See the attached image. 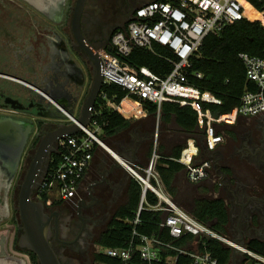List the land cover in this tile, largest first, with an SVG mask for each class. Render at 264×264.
Listing matches in <instances>:
<instances>
[{
	"label": "built area",
	"instance_id": "2783aa9c",
	"mask_svg": "<svg viewBox=\"0 0 264 264\" xmlns=\"http://www.w3.org/2000/svg\"><path fill=\"white\" fill-rule=\"evenodd\" d=\"M259 1L263 3L259 13L264 15V0ZM243 16V0H150L141 3L133 9L127 24L113 31L108 45L96 48V54L101 59L103 83H115L125 89L128 92L126 97H135L132 99L144 110V115L147 109L143 102L155 103L157 114L165 101L191 106L197 112L198 127L204 132L207 148L213 149L221 141V136L214 133L215 123L234 124L239 116H264V56L239 52L247 80L253 81L256 88L246 89L239 105L217 117L212 116L208 109L204 110L202 103L220 104L221 100L190 81L193 77L202 76L200 72H190L189 69L191 57L196 55L204 39L209 34H220L227 25ZM156 46L164 47L172 54V57H165L171 64L166 74L128 62L127 56L134 48L141 47L155 52ZM102 96L105 98V93ZM122 100L119 104L107 101V106L115 105L113 109L124 116L121 112ZM131 116L137 117L135 114ZM99 130L101 127L97 120L90 118L86 126H81L79 132L83 134H65L57 140L56 151L60 158L52 171L45 170L40 175L36 184L37 194L45 192L49 202L77 196L93 156L94 143L103 145L96 133ZM157 136L156 130L153 154L145 166L130 161L124 163L141 187L138 208L131 220V238L124 246L104 248L103 252L126 264H176L179 255L189 256V264H221L206 249L204 238L211 236L227 247H235V255L229 264H245L248 259H252L250 264H264V255L249 248L244 242L234 241L216 232L176 203L156 169ZM199 151L197 140L189 137L176 159L182 165L187 180L192 183L211 176L212 163L208 159H198ZM149 194L157 197V203H149ZM142 210L161 212L158 226L161 231L169 234L170 240L165 241L156 233L138 231ZM187 235L193 238L184 244H177L178 240ZM162 250L170 252L162 256Z\"/></svg>",
	"mask_w": 264,
	"mask_h": 264
},
{
	"label": "flooded vegetation",
	"instance_id": "af4514ba",
	"mask_svg": "<svg viewBox=\"0 0 264 264\" xmlns=\"http://www.w3.org/2000/svg\"><path fill=\"white\" fill-rule=\"evenodd\" d=\"M11 1L15 2V0ZM20 1L26 5L18 6L23 12L20 15L25 19H22V22L18 21L17 25L24 30L28 26L29 30L25 32L27 37L24 40L17 38V42L24 43L28 52L25 58L28 59L31 70L25 73V77L19 72L14 76L27 80L44 91V97L36 89H29L25 85L28 93L24 96V100L17 96L8 97L1 94L2 105L10 107L11 114L0 115L21 119L33 126V131L28 136L14 171L11 170V160L7 156L0 157V190H3L7 200V203L3 201L6 206L0 208L2 216H6L10 203L17 204L19 185L22 182L18 179L20 170L25 165V159L30 156L32 159L42 137H51L61 124L69 123L65 118L48 117L59 113V109L51 106L45 94L50 95L58 105L71 110L73 115L79 114L82 100L86 95L85 89L83 94L79 89L87 86L86 81L90 80L93 71L92 61L79 45L72 29L75 0ZM141 1L85 0L79 19V30L84 41L95 49L108 45L113 31L124 25ZM38 2L41 5H38ZM37 59H40L39 73L34 71ZM18 83L21 85L20 82ZM9 98L11 101H6ZM129 134L130 139H134L137 144L145 145L147 138L145 133L139 135L131 130ZM237 137L241 139L239 143L228 140L218 154L222 158L223 165L229 167L221 181L223 198L227 206L228 230L238 238L252 234L264 235V116H257L241 124ZM33 139L35 145H32ZM124 150L130 151L129 148ZM55 151L56 143L48 150L36 184L42 172L47 170L49 158ZM108 166L115 168L114 173L105 177L104 172L97 169V173H92L93 177L89 181L82 182L75 198L43 202L44 210L51 217L50 242L61 264H65V260L75 264V259L78 260L75 255L90 262L93 261L94 253L100 251V249H92V242L110 219L111 188L113 186L117 188L119 184L118 182L115 185L117 179L122 180L120 184L124 181L123 171L120 172V169L112 163ZM119 174H121L120 178ZM16 207L17 205L12 206L10 217L19 216ZM256 221L261 223L260 230L254 226ZM18 224L17 219L16 230ZM103 224L105 225L102 226Z\"/></svg>",
	"mask_w": 264,
	"mask_h": 264
},
{
	"label": "trees",
	"instance_id": "16d2710c",
	"mask_svg": "<svg viewBox=\"0 0 264 264\" xmlns=\"http://www.w3.org/2000/svg\"><path fill=\"white\" fill-rule=\"evenodd\" d=\"M243 3L244 16L227 25L220 34H209L204 39L196 55L191 57L189 71L200 72L202 76L193 77L190 81L201 90H207L221 100L220 104L202 103V108L204 110L208 109L214 117L227 113L239 105L240 98L246 89L256 88L253 81H247L245 67L238 54L239 52H247L252 55L264 56V15L259 13L263 8V3L259 0H243ZM126 24L127 21L123 26ZM166 56L172 57V54L161 46H156L155 52L136 47L127 56V60L132 65L146 66L154 72L166 74L171 69V64L165 58ZM102 93H105V98ZM127 95L128 92L115 83L102 84L91 114V118L96 119L101 127L103 133L101 140L104 139V133L112 135L128 128L131 125V119L126 117L131 116V114L140 117L144 114L140 105L133 100L136 98L126 97ZM121 100V106H123L121 112L126 117L112 107L107 106V101L119 104ZM143 106L148 111L147 116L150 125L155 123L156 118H158L162 130H167L169 127H166V125L174 123L169 128L174 134L173 137L168 139L164 135L165 131H162L158 138L160 141H158L155 149L158 155L156 169L164 186L183 209L216 232L228 236V213L224 198L207 195L210 188L214 187L209 184L208 180L212 176L197 183L189 182L180 175L183 167L176 161L186 139L189 137L198 139L201 130L198 127L197 112L189 105H182L174 101L163 102L159 114H157L155 103L143 102ZM79 134H83V132H79ZM35 143V139H33L32 145H35ZM151 149L149 147L150 156L153 153ZM59 158L60 154L57 151L52 153L48 161L47 172L55 168ZM140 191L139 183L134 179H130L126 189L127 200L113 209L106 227L96 236L95 241L99 247H121L130 240L133 228L131 220L138 208ZM37 198L45 202L47 195L45 192H38ZM148 201L155 204L157 203V197L149 194ZM160 215V211L142 210L140 215L142 221L137 225L138 231L145 234L156 233L161 239L170 240L169 234L161 231L158 226ZM10 220L11 223L17 221L15 215H12ZM192 238L191 235L184 236L178 240L177 244H184ZM204 239L206 249L211 251L221 264H229L232 254L231 248L224 245L217 238L206 236ZM15 242L16 239L14 238L13 244ZM246 245L264 255V240L249 238ZM3 250H5L4 247ZM19 251L29 257L30 264H38L37 257L33 252L22 249H19ZM168 252L170 250H162L161 254L164 256ZM18 260L19 263L24 261L20 257ZM93 262L98 264H126L119 258L109 256L103 251L94 253ZM189 262V256L179 255L176 264H189Z\"/></svg>",
	"mask_w": 264,
	"mask_h": 264
},
{
	"label": "water",
	"instance_id": "95a60500",
	"mask_svg": "<svg viewBox=\"0 0 264 264\" xmlns=\"http://www.w3.org/2000/svg\"><path fill=\"white\" fill-rule=\"evenodd\" d=\"M84 1L85 0H75L72 15V29L79 41V45L82 46L93 63L89 88L83 99L78 117H75L71 110H67L65 107L58 105L50 95L45 94L51 106L59 109V113L51 114L48 117L65 118L69 120V123L61 124L57 129L58 131L54 132L51 137H42L18 190L16 207L19 215V224L17 226L18 236L16 240L17 246L19 249L33 252L37 257L38 264H61V262L50 242L52 234L50 227L51 217L44 210L43 201L37 199L35 195L36 179L40 174V169L47 157L51 145L56 143L63 135L75 134L80 131L81 126H86L88 124L91 118L92 108L103 84V76L100 68L101 59L96 54L95 47L84 41L79 30V19ZM107 48L110 49V46H107ZM0 75L18 81L29 89H36L44 97V91L40 90L35 85L32 87L29 86L28 83L30 82L27 80L1 72ZM6 101L9 102L11 99H6ZM32 131L33 126L27 124L25 121L6 115H0V157L7 156L11 160L10 164L12 171L16 168L24 145ZM116 154L119 156L118 153ZM122 162L128 163L127 160H122ZM242 239L243 238L238 237L233 238L234 241L240 243H243ZM231 251V257L233 258L236 251L235 247H232Z\"/></svg>",
	"mask_w": 264,
	"mask_h": 264
},
{
	"label": "crops",
	"instance_id": "0c3cea01",
	"mask_svg": "<svg viewBox=\"0 0 264 264\" xmlns=\"http://www.w3.org/2000/svg\"><path fill=\"white\" fill-rule=\"evenodd\" d=\"M37 4L41 5L40 2H38ZM142 111L144 112V110ZM147 115H148V111L146 115L143 114L140 117H135V116L126 117L131 119V125L128 128L112 135H106L104 133V139L102 140L104 144L99 145L97 143H94L93 145V156L83 175L82 182H85V180L89 181V179L93 177L92 173L94 172L97 173L98 171L97 169L102 170L105 176L107 175L109 176L110 173H114L115 168L108 166L111 163L114 166L118 167L120 169V172L123 171L122 172V174L124 175L122 178L124 180L123 183L120 184L122 180L117 179V181L115 182V185L119 182L117 188L113 186L110 190L111 195L109 197V203L111 204V212L113 211V209L117 208L127 200V194H126L127 185L130 179H134L129 169L122 162V160L134 162L139 166H145L151 157L149 154L150 144L148 143L150 136L154 135V132L156 130L158 132L157 138L160 137L162 131L163 132L165 131L164 135L168 137V139L172 138L174 135L173 132H171L169 129L171 127V124L174 125V123H170L168 124V126L166 125V127H169L167 130L164 129L162 130L158 118H156L154 124L150 125ZM255 117L257 116H253V117L239 116L237 122L234 124L215 123L213 126V130L214 133L221 136V141L213 149L207 148L204 139L205 136L203 134L202 135L204 136V138L202 139V136L200 138L202 141L200 139H197L198 141L197 143L200 150L198 159H203V158L208 159L212 163V168H211L212 178L208 179L209 184H211V186H214L210 188V191L208 192V195H211V197H223L224 194H223L221 181L223 179L224 173L229 170V167L223 165L222 158H220L221 156L218 154L222 151L223 147L225 146L228 140H233L234 142H236V144L240 142L241 139L237 137V132L240 129L241 124H238V122L243 121L244 123H246L249 120L254 119ZM173 127L177 128L175 126ZM223 127L225 131L224 129L222 130ZM131 130H134V132L138 133L139 135L144 133L147 135L145 145L144 144L141 145L139 143L137 144L134 139L133 140L130 139L131 136L129 133L131 132ZM157 141L160 140L157 139ZM125 148H129L130 151H125L124 150ZM116 153H118L119 156ZM118 158H120L121 160H119ZM85 175H87L86 179H85ZM180 175H182V177L187 180L183 168L182 171H180ZM120 176L121 174H119V178ZM10 219L9 221H11ZM99 249L103 251L104 248L99 247ZM20 256L21 255L18 256L13 255V257H15L16 260H18Z\"/></svg>",
	"mask_w": 264,
	"mask_h": 264
},
{
	"label": "rangeland",
	"instance_id": "374dc122",
	"mask_svg": "<svg viewBox=\"0 0 264 264\" xmlns=\"http://www.w3.org/2000/svg\"><path fill=\"white\" fill-rule=\"evenodd\" d=\"M146 1H150V0H142L141 3H144ZM15 2L11 1V0H0V72L6 73V74L11 75V76H14V74L19 72V73H21V75L24 76L25 73H27V71L31 70V68H30V66H28L29 65L28 59L25 58V56H26V54H28V52H27V50H25L24 43L17 42V38H22V40H24L27 37L25 32H27V29L29 30V28H28V26H26V29L24 30V28H21L20 26L17 25L18 21L22 22V19H25V18H23L22 15H20V14H23V12H22V10L19 9L18 6L21 4H23V5H25V4L20 0H15ZM141 3H139V4H141ZM120 27H122V26H120ZM120 27H117V28H120ZM30 61H31V59H30ZM35 62H36V65L34 66V71H36V73H39L40 72V70H39L40 59H37V61H35ZM30 65H31V63H30ZM33 75H35L34 72H33ZM91 77H92V74L90 76V80L86 81L85 85H87V86L86 87L83 86L79 89L81 94H83L84 89L86 90L85 93H87V90L89 88V84L91 81ZM25 88L26 87L24 85H22V84L20 85L18 82L0 75V114H4V113L11 114V108L10 107H4L2 105L3 104L2 95L8 96V97L17 96L18 98H23V100H24V96L28 93L27 92L28 89L25 90ZM33 93H34L33 95L36 96V93L35 92H33ZM108 106L115 107V105H108ZM74 115L76 117H78V114H74ZM243 123H244L243 121L238 122V124H243ZM92 129H94V128H92ZM223 129H224V127L222 128V130ZM224 131H225V129H224ZM96 133H97V136L99 138L103 137V133L101 130L96 131ZM202 134L204 135V132L201 129V132H199V135H198V139H200L201 136H202V139L204 138V136ZM200 140H199V142H200ZM154 142H155V137H154V135H151L149 140H148V143L150 144L152 151L154 150ZM32 154H33V151H32ZM30 159H31V156L27 157L25 159V165L20 170L21 174H20V177L18 179L19 182H21L22 179L24 178L25 172L29 166ZM107 176H105V177H107ZM185 186H187V185H185ZM0 189H1V187H0ZM221 192H222V190H221ZM36 193L37 192L35 190V195L37 196ZM16 194H17V192H16ZM207 195H208V193H207ZM209 196H211V195H209ZM4 200H5V202L7 201L5 194L3 193V190L2 191L0 190V208L1 209L6 206L5 202L3 203ZM16 205L17 204H15V203L14 204L10 203V205L8 206L9 209L6 212V216L0 215V264H22L23 262H24V264H30L29 257L26 254L19 251V248L17 246V242H15V244H13V239L15 238L17 240L18 230H16V225H15L16 222L11 223V221H9V219L12 218L9 215L12 214V206H16ZM16 219L19 220V216H17ZM259 221H256V223H254L255 224L254 226L258 230H260V226H261V223H260L261 221L260 222ZM104 225L105 224H103L102 226H104ZM227 234H228L229 238L237 237L236 235H233L231 233H227ZM249 238H259V239L264 240V235L252 234L250 236H245L242 239L244 244H246V242ZM95 240H96V238H94L92 245H91L93 250L99 249ZM3 247L5 248L6 251L3 250ZM13 255L14 256L21 255L20 257L24 261L22 263H19V260H16L15 257H13ZM78 256L79 255H75V258H78V260L75 259V264H98L97 262L86 261L85 258L78 257ZM64 262H65V264H71V262L70 261L68 262V260H65ZM251 262H252V259H248V260H246L245 264H250ZM72 264H73V262H72Z\"/></svg>",
	"mask_w": 264,
	"mask_h": 264
},
{
	"label": "bare ground",
	"instance_id": "6f19581e",
	"mask_svg": "<svg viewBox=\"0 0 264 264\" xmlns=\"http://www.w3.org/2000/svg\"><path fill=\"white\" fill-rule=\"evenodd\" d=\"M28 85H29V86H31V87L33 86V84H32V83H28ZM118 159H119V160H121L120 158H118Z\"/></svg>",
	"mask_w": 264,
	"mask_h": 264
}]
</instances>
